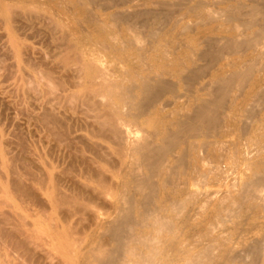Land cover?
<instances>
[{"label": "bare ground", "instance_id": "1", "mask_svg": "<svg viewBox=\"0 0 264 264\" xmlns=\"http://www.w3.org/2000/svg\"><path fill=\"white\" fill-rule=\"evenodd\" d=\"M102 1L89 0L96 5ZM133 1L120 0L122 5ZM139 1L143 7L164 8L156 14V9L136 10L134 20L142 19L145 29L150 19H168L178 11L172 12L171 8L183 5L182 0H179L181 3L175 0ZM232 1H222L227 5L223 13L206 12L205 6L197 2L199 6L180 16L169 32L162 31L157 36L150 31V40L146 43L128 37L124 48H119L120 56L115 59L130 64L136 58L142 63L143 75H136L129 69L120 75V80H113L108 76L115 68L106 66L102 58L77 61L80 64L70 83L68 76L71 74L67 71L57 78L52 77L49 69L42 71L41 86L33 83L38 85L35 88L40 101L38 107L32 106L30 100L26 107L28 133L32 123L37 124L42 134L41 150L35 153L31 142L27 143L23 178L15 176L12 182L28 203L24 234L19 232L20 239L10 236L13 232L9 235L11 241L24 248L19 260L26 256L28 264H36V250L43 249L42 259L50 260L49 264H174L175 259L183 255L187 257L183 264H216L219 249L225 247L216 246L217 238L206 244H199L201 241L197 240L196 246L184 244L189 237L186 229H190L191 219L201 215L205 208L196 198L204 182L198 170L203 160L199 152L204 146L219 143L216 140L227 128L229 119L223 116L221 109L227 99L230 100L233 87L250 82L252 74L264 66L261 59L263 56L264 60V45L261 44L264 0L237 1L233 6L230 5ZM164 21H161L163 25ZM218 23L227 28L222 25L214 30L204 40V49L172 46L165 38L178 28L182 33L197 34ZM98 29L108 32L102 25ZM183 51H187V56L177 66L170 67L171 58H181ZM240 52L251 58L240 70L219 75L218 68H212L226 56ZM67 59L63 62V70H69L71 63L68 61L72 56ZM233 66L239 67V64ZM74 84L77 89L67 88ZM36 90L30 88L28 93ZM172 106L178 108L167 113ZM255 178L245 184L247 187L243 185L241 200L261 201L259 187L264 180L260 173H256ZM101 217H112V220L100 225ZM99 225L98 235L93 238L90 233ZM180 225L185 227L183 231ZM263 241L256 242L248 251L257 262L264 255ZM47 246L52 248L46 251ZM192 250L195 258L191 257ZM230 254L229 251V263L238 261L237 254ZM246 256L240 257L246 260L249 255Z\"/></svg>", "mask_w": 264, "mask_h": 264}, {"label": "rangeland", "instance_id": "2", "mask_svg": "<svg viewBox=\"0 0 264 264\" xmlns=\"http://www.w3.org/2000/svg\"><path fill=\"white\" fill-rule=\"evenodd\" d=\"M152 1L159 2L162 0ZM167 1L172 2L173 0ZM177 1L178 3L182 2L183 5L181 4L179 6L177 5V8H171L172 10L170 11L172 12L176 11V9L178 11L174 15H171L170 18L168 17L170 20L166 18L168 22L165 18L158 19V21L155 20L156 22L150 19L151 21L146 24L145 29V23L141 22L142 19L134 20L136 10L139 9L137 10L139 12L140 10L154 11L156 9V12L154 11L156 14L158 11L162 12L164 8L158 9L152 7V5H148L144 6L145 9L143 6H140L142 2L139 0H134L125 5H122L120 0H113L109 2L114 3L113 5L111 4L113 7L106 0H103V3L100 2L99 4L101 5L91 4L89 0H0V66L2 64V70L0 69V172L2 175L4 174L3 177L0 174V238H2L0 240V264H28L26 256L19 260L20 256L22 257L24 255V248L18 246L9 238V235L12 234L10 232H13L10 236L16 235L19 239L24 234L26 228V223L24 222H27L28 209L26 198L14 189L12 182L17 176L23 178V160L25 159L24 152H26L27 143L29 141L31 142L32 150L35 153L41 150L42 134L37 124L32 123L30 134L28 133L29 125L26 107L28 100H30L32 106L35 108L38 107L40 101L36 87L38 85L40 87L43 82V72L49 69L52 77L57 78L62 74L65 75L67 71L71 74L70 77L68 76V81L70 80L72 82L71 78L75 79V72L81 62L92 58H102L106 66L110 68V65H112L115 68V71L108 76L113 80H120V75L126 73L129 69L136 75H143L142 63L136 58H133L130 64H123L115 59V57L120 56L119 48H124L125 41L128 37L146 43L150 40L148 36L150 31L157 36L162 31L169 32L180 16L184 15L188 10L198 7L200 3L205 6L204 10L206 12L214 10L217 13H223L227 6L223 4V0H180L181 2L175 0V2ZM216 1H219L218 4ZM237 1L244 3L250 2V0H233L230 5H236ZM197 2H199L198 5ZM185 3L187 4L184 5ZM102 4L106 5V7ZM107 6H110V8L108 9ZM179 8L181 9L180 11ZM124 11H127V13H124ZM115 16L117 19H115ZM160 20H165L166 26ZM99 25L105 26L108 32L103 29H98ZM222 25L225 26L223 23L208 26L202 30L203 32L197 34L188 33L187 31L182 33L181 28H178L176 31L174 30L169 33L165 38L169 40L168 42L172 46L185 45L191 46V48L200 47L204 49L206 46L204 40H207L211 36V33ZM225 27L227 28V26ZM154 28L157 29L155 30ZM56 30L59 31L57 32ZM67 34L68 36H65ZM261 44L264 45V38L261 40ZM187 54V51H183L180 53L181 58L178 56L172 57L169 66H177ZM71 56L72 59H70ZM261 57L264 65L263 56ZM67 58L70 59L68 62L71 64L68 67L69 70H63V62H66ZM250 59L249 56H244V52H240L232 56H226L221 62H216L212 65V68H218L217 74L219 75L224 73L227 75L231 71L240 70ZM77 61H80V63ZM150 64L153 65L151 62ZM234 64H239V67H234ZM221 68L224 69L220 70ZM156 70L160 69L156 67ZM36 71H39L40 74H37ZM160 72L162 71L160 70ZM11 73L14 74L12 75ZM251 77L250 82L245 83V85L243 84L241 86V84H236L233 87L229 98L230 100L227 99L224 107H222L224 110L221 109L223 116L229 120L227 128L221 134V137L216 140L219 143L211 147L207 146L205 148L204 146L205 149L202 148L199 152L203 160L198 165V170L200 176L203 175L202 179L204 178V182L199 188L200 193L196 198L200 200V206L205 208L201 215L194 216L191 219L190 229H186V233L190 238L188 237V240L184 244H193L197 240L201 241L199 244H206L208 242L210 243V240L217 238L218 242L216 246L222 245L225 247L224 249H219L218 253L216 252L218 254L216 264H264V255L257 262L249 254L250 248L252 246L254 247L257 243L260 244L264 237V184L259 187L261 201L255 202V200L249 199L244 201L241 200L240 195L242 189L244 190L243 185H248L253 182V179H256V173H260L264 180V66L257 73H253ZM25 79L30 82L25 83ZM34 82L35 84L38 83V85H33ZM205 82L207 83L208 80ZM26 84H29L28 87ZM30 88L36 91L28 93ZM67 88L72 90V88L77 89L78 87L74 84L72 87L68 85ZM176 108L178 107H169L167 113L173 112ZM37 112L38 110L35 109V113ZM158 117L160 118L161 116ZM165 128L166 126L160 129ZM242 131L245 132L243 133ZM223 147L224 149H222ZM203 149L205 151L202 153ZM12 164L14 166L16 165L15 170ZM16 198L22 201L20 202ZM228 217L231 220H228ZM108 220H112V217H101L99 223L100 225H106ZM100 225L90 233L93 238L97 237ZM1 226L6 228L5 232ZM8 226L10 227L8 228ZM179 229L183 231L185 227L180 225ZM19 232H21V235ZM225 233L228 234L226 235ZM35 234L38 235L39 233L35 232ZM8 240L11 244L7 243L9 242ZM194 245L196 246L195 243ZM191 247L193 248V246ZM48 248H52V246L45 247V250L47 251ZM42 250H36V264H49L51 262L50 260L42 259L45 255L44 250ZM229 251L232 256H234V253L237 254L238 261L236 260L235 263H229L227 261ZM191 252V257L195 258V252L193 250ZM244 252L245 255H249L248 257L246 256V260L242 258L245 256ZM13 253H16V255ZM21 253L23 255H20ZM262 253L264 254V250H262ZM185 259H187L186 255L178 256L174 264H183L185 263L183 262ZM54 263H57V260ZM204 264L210 263L205 262Z\"/></svg>", "mask_w": 264, "mask_h": 264}]
</instances>
